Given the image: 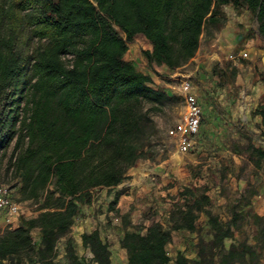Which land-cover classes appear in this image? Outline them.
Returning a JSON list of instances; mask_svg holds the SVG:
<instances>
[{
	"label": "trees",
	"instance_id": "obj_1",
	"mask_svg": "<svg viewBox=\"0 0 264 264\" xmlns=\"http://www.w3.org/2000/svg\"><path fill=\"white\" fill-rule=\"evenodd\" d=\"M230 4L252 13L264 43V0H0V164L17 182L18 202L39 205L36 216L0 233V264H59L58 244L81 206L159 155L154 117L172 98L125 61L129 44L144 36L152 45L143 52L149 65L179 70L196 57L206 29L226 23L222 7ZM252 115L264 128V105ZM247 149L260 167L264 148ZM180 196L170 229L153 222L145 233L124 235L128 264H170L173 232H194L200 214L208 238L199 235L196 260L178 254L175 264H264V216H252L253 244L234 242L251 215L241 210L249 198L241 196L224 221L210 210L206 189L186 187ZM82 242L93 257H79L68 238V264H111L99 231Z\"/></svg>",
	"mask_w": 264,
	"mask_h": 264
},
{
	"label": "rangeland",
	"instance_id": "obj_2",
	"mask_svg": "<svg viewBox=\"0 0 264 264\" xmlns=\"http://www.w3.org/2000/svg\"><path fill=\"white\" fill-rule=\"evenodd\" d=\"M222 10L226 23L220 29H206L201 38L196 61L192 60L188 66L170 74L157 73L160 78L158 83L154 84L155 88L165 91L172 98V102L154 117L159 131L155 145L160 153L150 162L158 163L170 157L181 161L179 156H185L188 177L193 180L190 187L206 189L212 199L210 210L224 221L229 220L231 207L241 196L249 198L251 205L241 210L244 214L250 210L251 215L243 221L242 229L236 234L234 242H242L248 238V242L253 244L256 226L252 216H264V161L260 167H255L247 148L249 145L264 148V128L261 123H256L251 115L256 107L258 109L264 105V95L253 100V97L257 96L258 88H264V43L258 36V23L246 7L236 8L230 4L222 7ZM223 34L228 40L217 45L215 40ZM147 44L148 41L144 37H136L135 41L129 44L125 56L127 62L133 66L135 64L143 72L151 69L143 54L147 50ZM244 53L247 57H243ZM187 81L191 83L201 105L202 122L193 149L187 154H180L168 132L185 112L182 85ZM16 183L5 176V164H0V185L9 187L13 200L20 205L19 221L22 217L30 219L37 215L39 205L18 202ZM195 183L197 186H194ZM180 194L181 192L175 197H170L169 204L183 205L184 200ZM1 218L3 219L0 215ZM162 222L165 229L171 228L168 219H163ZM18 223L13 229L18 228ZM136 227L144 228L138 230L141 233L146 232L144 222H139ZM7 228L0 226V233ZM207 230V217L200 214L194 232L186 230L184 235L182 232L174 236L175 239L167 249L171 259L183 254L196 260L199 235L208 238ZM37 237V234H33L34 241ZM68 238L72 237H64L58 244L59 264H68ZM232 242L228 241L227 247Z\"/></svg>",
	"mask_w": 264,
	"mask_h": 264
},
{
	"label": "crops",
	"instance_id": "obj_3",
	"mask_svg": "<svg viewBox=\"0 0 264 264\" xmlns=\"http://www.w3.org/2000/svg\"><path fill=\"white\" fill-rule=\"evenodd\" d=\"M137 37L144 36L139 35ZM227 40L228 38H225L223 34L219 35L215 42L218 45L220 42ZM228 44L232 46V43L229 41ZM146 49L152 50V45L149 42ZM196 60L197 58L195 57L193 61ZM134 67L138 72L151 76L154 84H157L160 78L157 73L163 75L172 72L165 65L157 66L152 64L148 72L138 69L135 64ZM257 91L259 94L257 92V96L255 95L253 100L264 95V88H258ZM256 110L257 107L251 112V115ZM254 118L256 123H261L259 116ZM248 119L250 121V116ZM179 157L180 159L182 158L181 161L174 159V157L159 161L158 163L141 160L128 171V179L118 187L110 191L107 189L95 191L93 203L81 206L80 213L70 233V236L74 240L77 255L86 260L93 257L90 250L84 248L82 235L85 233L90 234L97 230L100 233L101 239L110 246L112 254L111 264H128L127 252L121 248V240L126 233L143 230L144 228L136 227L139 222H144L146 229L153 222H159L164 225L163 219H168V224L171 225L169 216L173 206L169 204L171 202L170 197L179 195L184 188L190 187L193 181L188 177L187 158L185 156ZM194 186H197L196 183ZM208 195L210 196L209 192ZM150 213L154 215L152 216ZM18 222L20 223V221ZM19 223L17 226H19ZM0 226L5 227L2 218L0 219ZM182 232L184 235L187 231H174L173 240L176 234ZM33 234H37L38 237L35 243L40 245L41 238L39 231L35 230ZM168 246H171V243ZM171 260L170 264H175L176 258Z\"/></svg>",
	"mask_w": 264,
	"mask_h": 264
},
{
	"label": "built area",
	"instance_id": "obj_4",
	"mask_svg": "<svg viewBox=\"0 0 264 264\" xmlns=\"http://www.w3.org/2000/svg\"><path fill=\"white\" fill-rule=\"evenodd\" d=\"M243 57H247V54L244 53ZM182 92L185 98V112L169 130L168 135L174 141L177 151L187 154L193 149L195 137L200 132L202 108L189 81L183 83ZM20 211L21 207L13 200L11 189L0 185V215L6 227L13 229L19 221Z\"/></svg>",
	"mask_w": 264,
	"mask_h": 264
}]
</instances>
